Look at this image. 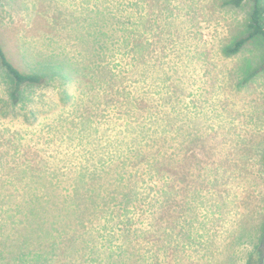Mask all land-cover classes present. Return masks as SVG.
<instances>
[{"label": "rangeland", "instance_id": "rangeland-1", "mask_svg": "<svg viewBox=\"0 0 264 264\" xmlns=\"http://www.w3.org/2000/svg\"><path fill=\"white\" fill-rule=\"evenodd\" d=\"M228 0H0V264H264V71ZM264 251V250H263Z\"/></svg>", "mask_w": 264, "mask_h": 264}, {"label": "trees", "instance_id": "trees-1", "mask_svg": "<svg viewBox=\"0 0 264 264\" xmlns=\"http://www.w3.org/2000/svg\"><path fill=\"white\" fill-rule=\"evenodd\" d=\"M245 1H249L252 4V10L246 30L240 37L234 39L231 44L226 46L223 52L227 57H231L242 52L249 43L255 41L259 42L258 50L261 49V51H263L258 55V60L255 63L251 61L248 66V69H250V76L248 77L251 78L264 71V0H228L225 3L238 8L241 7ZM0 65L5 69L12 81L11 98L13 101L19 99L23 87H34L42 85L43 83V77L41 75L23 73L17 69L6 56L1 44ZM261 234L262 236L258 251V253L261 254V257L258 262L262 260V254L264 252V220L261 227Z\"/></svg>", "mask_w": 264, "mask_h": 264}]
</instances>
